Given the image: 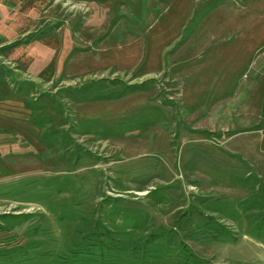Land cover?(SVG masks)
Segmentation results:
<instances>
[{
    "label": "rangeland",
    "instance_id": "obj_1",
    "mask_svg": "<svg viewBox=\"0 0 264 264\" xmlns=\"http://www.w3.org/2000/svg\"><path fill=\"white\" fill-rule=\"evenodd\" d=\"M78 244L264 264V0H0V264Z\"/></svg>",
    "mask_w": 264,
    "mask_h": 264
},
{
    "label": "trees",
    "instance_id": "obj_2",
    "mask_svg": "<svg viewBox=\"0 0 264 264\" xmlns=\"http://www.w3.org/2000/svg\"><path fill=\"white\" fill-rule=\"evenodd\" d=\"M90 243H92V242H90ZM94 243L96 245H98L96 242H94ZM82 244L81 245L78 244V245L73 246L72 247L73 248L72 251H69V252H67L65 254L60 255L57 259H54L55 261H52L53 262L52 264H58L57 260H59V264H62V263H65L70 258H73L75 260H76V258H77V260L81 259L80 257L83 256V254L85 253V251L82 250ZM88 245H92V244H88ZM96 245H94V246H96ZM96 248H98V246H96ZM18 253H20V252H15L14 253V254H16L15 256L19 255ZM14 254H12V255H14ZM89 257L92 258V255H89ZM77 260L75 262L76 264H81L82 263V262L78 263Z\"/></svg>",
    "mask_w": 264,
    "mask_h": 264
}]
</instances>
